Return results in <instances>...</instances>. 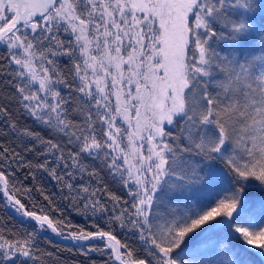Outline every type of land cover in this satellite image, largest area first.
<instances>
[{
    "label": "snow or ice",
    "instance_id": "snow-or-ice-1",
    "mask_svg": "<svg viewBox=\"0 0 264 264\" xmlns=\"http://www.w3.org/2000/svg\"><path fill=\"white\" fill-rule=\"evenodd\" d=\"M0 48V139L21 141L0 143V194L22 218L0 264H36L49 231L101 264L264 258V0H0ZM13 164L88 226L54 218Z\"/></svg>",
    "mask_w": 264,
    "mask_h": 264
},
{
    "label": "trees",
    "instance_id": "trees-1",
    "mask_svg": "<svg viewBox=\"0 0 264 264\" xmlns=\"http://www.w3.org/2000/svg\"><path fill=\"white\" fill-rule=\"evenodd\" d=\"M62 39H67L66 36L61 37ZM2 48H0V54H2ZM67 61L64 59L60 60L61 66L66 64ZM12 89L5 88L3 83H0V95H4L10 92ZM0 103H4L8 105V101H0ZM13 112V119L19 120L21 125H26L32 128L35 131L43 132L45 136H48V132L45 130L44 126H41L39 123L35 122L32 117H30L26 112H23L19 109L14 103L10 105ZM2 118V117H0ZM0 143L3 144L4 147L14 148L17 152H20V147L18 145L21 144V141L16 140L13 136H8L5 139H0ZM23 154V153H22ZM27 159H33L32 156H27ZM36 161H33L35 163ZM9 173L15 174V182L18 188L21 189H32V198L39 203L41 207H44L46 211H49L47 207V201L43 200V198L36 192V188L42 187L46 190L45 194L52 198L53 204L55 205L56 210H51L50 214L54 218L63 219L65 222L71 220L74 224L88 226L87 217H82L75 210H73L71 203L68 199H66L67 193L62 192L60 190V186L57 185V182L54 179H51L46 173L39 172L36 175V180L34 181L31 178L26 179L25 176L27 174V169H22L21 167L13 164L11 168L8 169ZM10 181L12 177L9 176ZM109 188L111 190H116L114 185L109 180ZM118 195H123V190L117 191ZM17 196L22 198V201L26 204L29 203V197L26 192H19ZM34 210V209H33ZM21 219L12 215L7 211L4 202L2 200L0 194V231L5 232H13L20 228ZM100 226L103 228L104 224L100 223ZM25 227L31 229V225L25 224ZM88 230H95L91 227ZM107 230V229H105ZM118 239H123L122 234L117 230L115 233ZM50 241V242H49ZM36 246L40 250L36 253L39 256V260L36 264H92L93 261L96 264H101V261L106 259V257L101 256L99 254L91 253L89 257H85L79 254L73 245L63 244L54 238H52L49 234H41L37 237ZM48 254H52L49 256ZM74 258V259H73ZM24 259V258H21ZM248 259L251 261V264H264L263 259L254 253L249 254ZM83 260V261H82ZM28 264H33L32 261H29Z\"/></svg>",
    "mask_w": 264,
    "mask_h": 264
},
{
    "label": "water",
    "instance_id": "water-1",
    "mask_svg": "<svg viewBox=\"0 0 264 264\" xmlns=\"http://www.w3.org/2000/svg\"><path fill=\"white\" fill-rule=\"evenodd\" d=\"M59 240L63 241L62 239L59 238ZM65 243L73 244L71 241H63Z\"/></svg>",
    "mask_w": 264,
    "mask_h": 264
},
{
    "label": "rangeland",
    "instance_id": "rangeland-1",
    "mask_svg": "<svg viewBox=\"0 0 264 264\" xmlns=\"http://www.w3.org/2000/svg\"><path fill=\"white\" fill-rule=\"evenodd\" d=\"M11 208V207H10ZM50 232V231H49ZM94 253V252H93ZM96 254V253H95ZM263 259V262H264V258H262Z\"/></svg>",
    "mask_w": 264,
    "mask_h": 264
},
{
    "label": "bare ground",
    "instance_id": "bare-ground-1",
    "mask_svg": "<svg viewBox=\"0 0 264 264\" xmlns=\"http://www.w3.org/2000/svg\"><path fill=\"white\" fill-rule=\"evenodd\" d=\"M12 209V208H11ZM57 237H59V238H61L60 236H57ZM74 259V258H73ZM83 261V260H82Z\"/></svg>",
    "mask_w": 264,
    "mask_h": 264
}]
</instances>
